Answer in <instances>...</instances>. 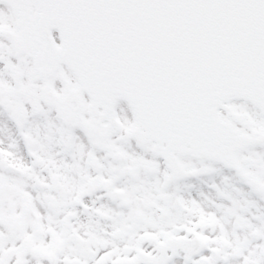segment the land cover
I'll use <instances>...</instances> for the list:
<instances>
[{
	"label": "snow or ice",
	"instance_id": "6c2138e0",
	"mask_svg": "<svg viewBox=\"0 0 264 264\" xmlns=\"http://www.w3.org/2000/svg\"><path fill=\"white\" fill-rule=\"evenodd\" d=\"M0 264H264V0H0Z\"/></svg>",
	"mask_w": 264,
	"mask_h": 264
}]
</instances>
